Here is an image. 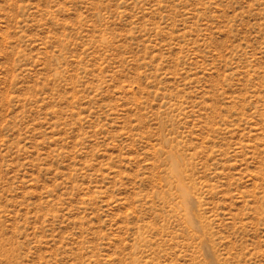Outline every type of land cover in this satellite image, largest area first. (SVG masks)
Here are the masks:
<instances>
[{"label": "rangeland", "instance_id": "rangeland-1", "mask_svg": "<svg viewBox=\"0 0 264 264\" xmlns=\"http://www.w3.org/2000/svg\"><path fill=\"white\" fill-rule=\"evenodd\" d=\"M0 264H264V0H0Z\"/></svg>", "mask_w": 264, "mask_h": 264}]
</instances>
